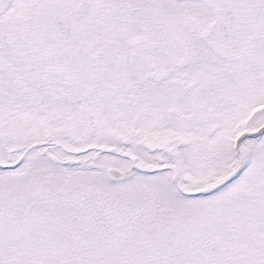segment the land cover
I'll return each instance as SVG.
<instances>
[{"label":"snow or ice","instance_id":"obj_1","mask_svg":"<svg viewBox=\"0 0 264 264\" xmlns=\"http://www.w3.org/2000/svg\"><path fill=\"white\" fill-rule=\"evenodd\" d=\"M0 264H264V0H0Z\"/></svg>","mask_w":264,"mask_h":264}]
</instances>
